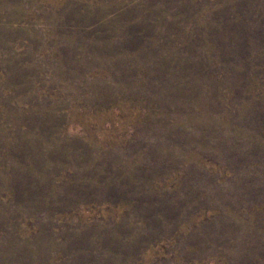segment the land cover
Here are the masks:
<instances>
[{"label":"rangeland","instance_id":"rangeland-1","mask_svg":"<svg viewBox=\"0 0 264 264\" xmlns=\"http://www.w3.org/2000/svg\"><path fill=\"white\" fill-rule=\"evenodd\" d=\"M0 264H264V0H0Z\"/></svg>","mask_w":264,"mask_h":264}]
</instances>
